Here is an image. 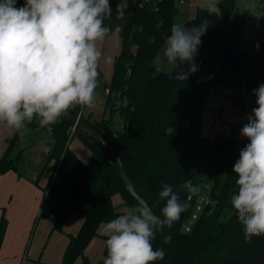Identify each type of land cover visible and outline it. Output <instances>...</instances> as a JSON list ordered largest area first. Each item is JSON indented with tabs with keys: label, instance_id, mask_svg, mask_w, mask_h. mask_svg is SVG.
<instances>
[{
	"label": "trees",
	"instance_id": "16d2710c",
	"mask_svg": "<svg viewBox=\"0 0 264 264\" xmlns=\"http://www.w3.org/2000/svg\"><path fill=\"white\" fill-rule=\"evenodd\" d=\"M177 1L137 0L128 17V30L122 36L108 87L106 108L111 115L95 122L82 114L81 120L109 142L137 194L156 215H161L165 203L158 202L163 184L176 190L182 182L191 180L196 186L190 175L192 163L199 161L214 167L211 203L189 232L186 228L192 211L188 209L171 228L156 233L153 248L162 249L165 256L151 264H264V236L246 241L243 226L230 204L236 189L233 165L248 141L218 134L206 143L202 137V115L211 95H227L238 89L255 98L252 90L264 83V41L259 31L255 43L259 50L254 46L252 54L246 53L241 44L246 12L237 7V0H213L215 8L198 7L196 16L185 22L191 27L206 20L209 27L195 58L199 70L186 81L177 80L176 70H165L158 63L178 13ZM110 2L113 19L120 0ZM23 4L24 0H17V7ZM160 20L163 26L157 29ZM132 28L135 32L130 36ZM163 60L168 65L164 57ZM184 70L187 72V65ZM80 110L77 105L68 112L78 116ZM117 115L126 130L114 139L111 128ZM23 127L41 126L34 120ZM47 128L54 141L49 156L55 167L45 188L44 203L50 212L52 230L62 232L71 216L82 221L79 232L68 236L61 264H75L79 257H83V264H91L84 256L85 250L100 235L102 224L140 203L125 187L117 162L99 140L79 128L71 135L73 124L64 116L60 123ZM76 135L90 149L87 162L70 149V140ZM17 141L18 135L0 159V175L17 169L21 158L17 153L13 156ZM116 195L123 200L120 206L114 205ZM180 196L186 198L182 189ZM6 225L4 218L0 223V245ZM168 234L171 241L165 244L164 236ZM106 255L105 246L97 264H103Z\"/></svg>",
	"mask_w": 264,
	"mask_h": 264
},
{
	"label": "clouds",
	"instance_id": "9594fccd",
	"mask_svg": "<svg viewBox=\"0 0 264 264\" xmlns=\"http://www.w3.org/2000/svg\"><path fill=\"white\" fill-rule=\"evenodd\" d=\"M125 12L126 7L117 4V18ZM112 16L110 0H24L20 7L17 0H0V123L19 129L35 120L41 127H50L71 108L91 105L98 68L105 59L101 45L110 40L119 47L121 40L123 24L105 23ZM162 26L160 20L156 27ZM208 27L206 20L191 27L171 25L163 57L176 70L175 79L186 81L199 70L195 58ZM255 47L259 50V44ZM252 95L256 106L240 129L248 142L233 165L236 189L230 197L249 242L264 236V83ZM199 191L191 180L176 190L163 184L158 193V202H165L161 215L150 206L136 204L107 221L102 230L107 250L103 264L162 260L164 251L152 246L156 233L179 221ZM170 241L171 235H165L163 242Z\"/></svg>",
	"mask_w": 264,
	"mask_h": 264
},
{
	"label": "crops",
	"instance_id": "0c3cea01",
	"mask_svg": "<svg viewBox=\"0 0 264 264\" xmlns=\"http://www.w3.org/2000/svg\"><path fill=\"white\" fill-rule=\"evenodd\" d=\"M196 13L197 8L194 12H191L188 18H194ZM121 42L122 37L119 47H113L110 40L101 45L105 59L101 60L98 69L102 70L101 78L108 84L111 82L115 59L120 53ZM243 95L249 97L247 94ZM225 96L211 95L209 97L207 107L202 115L203 138L212 139L219 134L218 126L220 122L217 115L220 116L223 113L224 107L222 102ZM213 121L215 124H212L209 131V125ZM245 121L247 122V120H244L242 123ZM28 129H34L35 136L40 133L42 127L37 129L32 127L14 129L0 123V159L6 153L14 137L18 135L19 140L24 138V132L29 131ZM228 129L230 136L233 129L230 127ZM34 131L29 134L27 140L30 137L33 140L32 134ZM46 133L50 135L48 129ZM42 138L46 142L44 135H42ZM242 138L245 139L244 137ZM19 140L17 141V145L19 144ZM48 147L50 146L45 145L42 148V153L45 156H49L45 153V149ZM50 148L52 149V147ZM37 164H41V160L38 159ZM54 167L55 165L51 167L49 177L44 172L39 173L37 170H34L33 173L20 171L18 165L16 170L0 175V223L4 218L7 222L4 238L0 245V264H61L64 251L69 243L68 236L76 235L79 232L82 224V221L79 219L76 221V226L69 229L67 233L64 232V235L52 230L53 223L48 218L50 212L45 206L44 197L45 188L49 183ZM114 198L115 196L113 197V202ZM114 205H116L115 202ZM65 226L63 230H65Z\"/></svg>",
	"mask_w": 264,
	"mask_h": 264
},
{
	"label": "rangeland",
	"instance_id": "374dc122",
	"mask_svg": "<svg viewBox=\"0 0 264 264\" xmlns=\"http://www.w3.org/2000/svg\"><path fill=\"white\" fill-rule=\"evenodd\" d=\"M137 0H120V5L126 7L125 16L120 19L115 16L112 20H110L107 24L112 26L116 24H123V31L121 33V37L127 32V20L130 16V13L134 10L136 6ZM178 6V13L175 17V22L183 23L189 19V15L191 12L195 11L198 7H215V3L213 0H188L184 3H180L177 1ZM237 7L240 10H244L247 15L246 26L244 28V32L241 39L242 49L248 53L252 54L254 50L255 43L258 38V32H261L260 37L264 41V0H237ZM191 19V18H190ZM261 29L259 30V28ZM135 32V28H132L129 31V35L132 36ZM158 63L160 66L163 67L165 70H170L171 66L166 65L163 60V48L161 49L158 57ZM106 69V68H105ZM98 86L96 88L97 94V101L98 104L94 108L85 107L83 109V116L85 118H90L92 121L101 122L104 118L105 120L109 119L110 111L106 108V101L107 96L105 95L106 87H109V84L103 80L102 77V70L98 69ZM234 96L226 95L223 98V113L220 116L217 115L219 118V134H222L225 137H233L238 140H244L240 135L241 127L246 123H242L246 120V116L251 113V110L256 106L255 105V98L246 97L240 93L238 89H232ZM235 107H238V111L235 112ZM111 108V107H110ZM111 110V109H110ZM215 120V119H214ZM212 124H215L214 121L209 125V131L211 130ZM120 121L119 118L116 117L113 120V126L111 128L112 131H115L119 128ZM208 126V124H207ZM233 129L232 134L229 136L228 128ZM41 128V127H40ZM29 131L24 132V138L19 140V144L16 145V149L14 151L13 156L20 155L21 158L18 162V169L24 172H31L33 173L34 170H37L39 173L44 172V174L49 177V172H51V167L55 165V161L51 160V156H45L42 152V148L47 145L53 148L52 138L47 132V127H42L40 133L34 136L35 131L34 129H28ZM33 140L31 137L29 140V134L31 132ZM73 133H71L72 135ZM42 135L46 138V142L42 139ZM37 137V138H36ZM205 142L207 143V138H204ZM22 141V142H21ZM43 141V142H42ZM70 149L76 153L80 158L84 161H88L91 152L89 147L86 143L79 137V136H72L70 140ZM41 160V164H37V160ZM44 175V176H45ZM190 175L192 179L196 182V186L199 187V194L195 196L197 199H205L207 196L211 194L212 187L214 184V167L209 164L201 163L199 161H194L192 163L190 169ZM114 202L116 205H120L122 203V198L120 195L115 196ZM193 213H198V216L202 215L204 209L198 212L191 204L188 208ZM78 219L73 216L70 218L65 226V230L62 232H58L59 234H65L69 229L74 228L76 226V221ZM187 224L191 226V220L188 219ZM105 225V224H104ZM104 225L100 228V235L96 237L92 242L89 244L87 249L85 250L84 256L88 258L91 264H97L104 253L105 249V238L102 236V230ZM65 232V233H64ZM75 264H83V257H79Z\"/></svg>",
	"mask_w": 264,
	"mask_h": 264
},
{
	"label": "water",
	"instance_id": "95a60500",
	"mask_svg": "<svg viewBox=\"0 0 264 264\" xmlns=\"http://www.w3.org/2000/svg\"><path fill=\"white\" fill-rule=\"evenodd\" d=\"M257 1V0H254ZM109 94V88L106 87L105 89V95L107 96ZM65 118H67L73 125H76L77 128H79L82 131L87 132L89 135L93 136L97 140H99L102 145L109 151V153L112 155V157L115 159L119 166L120 176L125 184V187L130 192V194L140 203L145 204L148 206V204L140 197V195L137 194L136 190L134 189L131 180L129 179L126 170L124 168V165L121 161V159L117 156L109 142L104 139L101 134L92 126L85 123L83 120H81V117L74 116L70 112H67L65 115H63ZM156 238V236H155ZM155 240V239H154ZM154 240L152 241V246L154 243Z\"/></svg>",
	"mask_w": 264,
	"mask_h": 264
},
{
	"label": "built area",
	"instance_id": "2783aa9c",
	"mask_svg": "<svg viewBox=\"0 0 264 264\" xmlns=\"http://www.w3.org/2000/svg\"><path fill=\"white\" fill-rule=\"evenodd\" d=\"M149 1H150V0H143V2H145V3H148ZM178 1H179L180 3H184V2H186V1H188V0H178ZM232 94H233V93H232L231 91L227 93L228 96H232ZM97 104H98V101H97V94H96V90H95L93 103H92L91 105L81 106V110H80V113L78 114V116L81 117L82 112H83V109H84L85 107H88V108H94ZM234 110H235V112H237V111H238V107H235ZM116 117H118V115H117ZM119 121H120L119 128L116 129V130L113 132V138H114V139H117V138H118L122 133H124L125 130H126V126H125L124 122H123L122 120H120V119H119ZM76 128H77L76 125H73L72 133L75 132ZM47 129H48V128H47ZM48 130H49V129H48ZM52 144H54V141H53V140H52ZM50 152H51V148H50V147H48V148L45 149V153H46L47 155H49ZM205 201H206V202H205ZM190 203H193V207H194L198 212H200V211H202V210L205 208V206H207V205H209V204L211 203V199H210L209 196H207L205 199H201V200H199V199H197V198L194 196V197L191 198ZM198 217H199V216H198V213H193V212H192L191 217H190V220H191V224H192V225H193V223L198 219ZM190 230H191V226H187L186 231L189 232Z\"/></svg>",
	"mask_w": 264,
	"mask_h": 264
}]
</instances>
